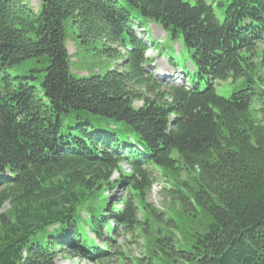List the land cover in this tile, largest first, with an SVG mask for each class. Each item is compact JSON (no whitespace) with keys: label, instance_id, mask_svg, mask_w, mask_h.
I'll use <instances>...</instances> for the list:
<instances>
[{"label":"trees","instance_id":"16d2710c","mask_svg":"<svg viewBox=\"0 0 264 264\" xmlns=\"http://www.w3.org/2000/svg\"><path fill=\"white\" fill-rule=\"evenodd\" d=\"M69 23L115 65L74 73ZM151 48L182 83L155 79ZM28 60L45 75L11 71ZM160 180L203 232L147 202ZM120 234L146 240L131 264H264V0H0V264L103 263Z\"/></svg>","mask_w":264,"mask_h":264},{"label":"rangeland","instance_id":"374dc122","mask_svg":"<svg viewBox=\"0 0 264 264\" xmlns=\"http://www.w3.org/2000/svg\"><path fill=\"white\" fill-rule=\"evenodd\" d=\"M30 6L37 11L40 6V0H29ZM144 25L146 28H148L150 36L148 38L147 33L142 35L141 31H137V34L139 37L143 38L147 44L149 45L152 40L155 41L156 45H161L159 42H162L163 44H168L169 41L166 33L162 30L161 27H159L157 24L153 22H148L144 20ZM68 32V40H67V46L70 51V53L73 55V63H72V71L76 73L77 75H88V74H97L98 72L106 71L110 64L111 66L115 65V62H102V59L100 56H95V51L92 50H86L85 46L80 43V40L78 39L76 35V29L71 25V23L68 24L67 27ZM140 33V34H139ZM171 52L175 56V60L179 61L182 66V61L179 60V52L182 54L183 58L187 56L186 47L184 45L183 40H180L178 42H172L171 46L169 47ZM147 56L151 59H154V63L151 66H148V70L152 73H154L155 79L161 81L162 74H164L162 71H169L172 75L173 71L171 70L170 66L166 62V59L164 57H161L158 52L152 50H149L147 52ZM108 62V63H107ZM161 70V71H160ZM14 74H20V75H36V76H44L45 71L43 70V65L40 62H37L35 60H28L27 62L21 64L20 66L15 67L11 70ZM160 73V74H159ZM167 77V78H166ZM166 82H176V83H182L184 81V77L178 76L175 74L174 77L169 78V74L165 76ZM239 87V83H231L229 82H222L217 83V92L222 96H230L231 93L236 90ZM142 105L141 101H135L134 106L140 107ZM121 170L126 173H130L132 170L127 164L121 165ZM121 175V171L115 172L113 178H118V176ZM168 180V178H166ZM170 183L165 180H160L154 184L151 191L148 194V200L147 202L149 204H153L155 208H157L159 211L162 212H168L171 215H174L177 220L179 221L180 225L183 229H185L187 232H203L206 229L208 218L201 216L198 219H191L190 217H187L184 213H182V209L178 206L172 205V200H170L167 196V189H169L171 186ZM122 192H125L124 189L118 187L116 190H114L112 193L106 192L105 195L107 196V200L111 201V199L114 198V195L118 196ZM8 208V206H6ZM91 236H93L91 234ZM133 238L130 236H124L123 234H120L118 236H115L113 239L114 247L111 246L112 251L119 252V255L117 254L115 257H112L111 259L105 260L103 263L98 262L96 259H86L82 257H75L71 254H63L59 256L56 263L57 264H131L130 260L132 258H135L137 256H140L142 251H144V247L146 245V240L144 238L140 239L139 242H133ZM101 243L100 241H98Z\"/></svg>","mask_w":264,"mask_h":264},{"label":"bare ground","instance_id":"6f19581e","mask_svg":"<svg viewBox=\"0 0 264 264\" xmlns=\"http://www.w3.org/2000/svg\"><path fill=\"white\" fill-rule=\"evenodd\" d=\"M166 75V74H165Z\"/></svg>","mask_w":264,"mask_h":264}]
</instances>
